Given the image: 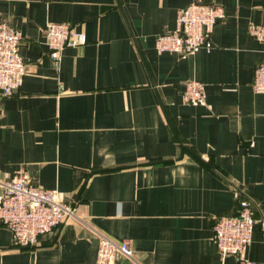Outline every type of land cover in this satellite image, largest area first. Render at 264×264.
<instances>
[{"label":"crops","instance_id":"crops-1","mask_svg":"<svg viewBox=\"0 0 264 264\" xmlns=\"http://www.w3.org/2000/svg\"><path fill=\"white\" fill-rule=\"evenodd\" d=\"M193 1L0 0L27 65L0 97V182L23 172L79 217L26 249L0 225V264H97L100 235L131 244L135 261L116 264H237L211 226L246 196L248 256L264 264V93L252 88L264 40L249 31L264 26V0H198L225 10L213 49L159 53L157 36ZM63 22L87 44L56 64L45 29ZM190 80L205 85L203 103L184 101Z\"/></svg>","mask_w":264,"mask_h":264},{"label":"built area","instance_id":"built-area-1","mask_svg":"<svg viewBox=\"0 0 264 264\" xmlns=\"http://www.w3.org/2000/svg\"><path fill=\"white\" fill-rule=\"evenodd\" d=\"M225 16L222 6L194 0L179 10L172 31L157 36L156 49L159 53L177 54H190L201 49L211 51L213 31ZM249 31L258 40H264V26L251 25ZM21 41L19 31L8 22L0 23V97L13 96L27 75V65L19 51ZM45 44L51 59L59 64L63 50L85 46L87 36L69 23H50L45 29ZM183 87L186 103L205 101L206 91L202 82L190 80ZM252 88L256 93H264V63L254 70ZM0 184L3 188L0 225L11 232L18 249L35 247L43 236L61 224L79 219L73 203L60 200L54 191L29 181L23 172L16 179ZM256 222L250 198L240 201L235 215L220 216L212 221L213 239L224 258L233 256L237 264H256L248 256ZM119 256L135 261L131 244L127 241L117 243L100 235L97 264H116Z\"/></svg>","mask_w":264,"mask_h":264},{"label":"trees","instance_id":"trees-1","mask_svg":"<svg viewBox=\"0 0 264 264\" xmlns=\"http://www.w3.org/2000/svg\"><path fill=\"white\" fill-rule=\"evenodd\" d=\"M244 198H247V196L244 197ZM244 198L241 197V198L239 199L238 208H239L240 201H241L242 199H244Z\"/></svg>","mask_w":264,"mask_h":264},{"label":"rangeland","instance_id":"rangeland-1","mask_svg":"<svg viewBox=\"0 0 264 264\" xmlns=\"http://www.w3.org/2000/svg\"><path fill=\"white\" fill-rule=\"evenodd\" d=\"M64 224V223H63ZM62 225V224H61Z\"/></svg>","mask_w":264,"mask_h":264}]
</instances>
